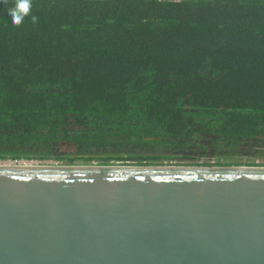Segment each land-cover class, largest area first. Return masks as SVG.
Returning <instances> with one entry per match:
<instances>
[{
    "label": "trees",
    "instance_id": "1",
    "mask_svg": "<svg viewBox=\"0 0 264 264\" xmlns=\"http://www.w3.org/2000/svg\"><path fill=\"white\" fill-rule=\"evenodd\" d=\"M11 3L0 162L264 167V0Z\"/></svg>",
    "mask_w": 264,
    "mask_h": 264
},
{
    "label": "water",
    "instance_id": "2",
    "mask_svg": "<svg viewBox=\"0 0 264 264\" xmlns=\"http://www.w3.org/2000/svg\"><path fill=\"white\" fill-rule=\"evenodd\" d=\"M0 264H264V167L0 169Z\"/></svg>",
    "mask_w": 264,
    "mask_h": 264
},
{
    "label": "clouds",
    "instance_id": "3",
    "mask_svg": "<svg viewBox=\"0 0 264 264\" xmlns=\"http://www.w3.org/2000/svg\"><path fill=\"white\" fill-rule=\"evenodd\" d=\"M5 6L8 5L9 0H0ZM32 0H12L11 6L7 7V15L10 17L11 26L13 28H19L25 17L31 15ZM33 22L36 21L35 16H31Z\"/></svg>",
    "mask_w": 264,
    "mask_h": 264
},
{
    "label": "built area",
    "instance_id": "4",
    "mask_svg": "<svg viewBox=\"0 0 264 264\" xmlns=\"http://www.w3.org/2000/svg\"><path fill=\"white\" fill-rule=\"evenodd\" d=\"M0 163H3V164L6 163L10 166H19V167H23L26 164L45 167L44 164H42L44 162H34V161H30V162H27V161H19V162H17V161H6V162H0Z\"/></svg>",
    "mask_w": 264,
    "mask_h": 264
},
{
    "label": "rangeland",
    "instance_id": "5",
    "mask_svg": "<svg viewBox=\"0 0 264 264\" xmlns=\"http://www.w3.org/2000/svg\"><path fill=\"white\" fill-rule=\"evenodd\" d=\"M246 161H247V159L243 158V159H241V161H240L239 163H245ZM42 164H50V165H48L49 167H50V166H52V167H61V166H65V165H63V164H61V163H55V162H52V161H46V162H44V163H42ZM32 167H37V166L33 165Z\"/></svg>",
    "mask_w": 264,
    "mask_h": 264
},
{
    "label": "bare ground",
    "instance_id": "6",
    "mask_svg": "<svg viewBox=\"0 0 264 264\" xmlns=\"http://www.w3.org/2000/svg\"><path fill=\"white\" fill-rule=\"evenodd\" d=\"M33 165L31 164H26L25 166H23V168H45V167H49L48 165H45V167H41V166H37V167H32ZM11 166L6 164V163H0V169H7V168H10Z\"/></svg>",
    "mask_w": 264,
    "mask_h": 264
}]
</instances>
